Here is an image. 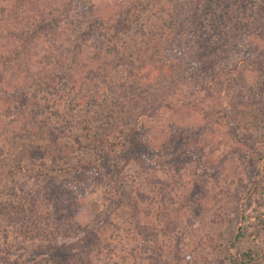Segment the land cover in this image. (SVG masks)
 <instances>
[{
  "label": "rangeland",
  "instance_id": "obj_1",
  "mask_svg": "<svg viewBox=\"0 0 264 264\" xmlns=\"http://www.w3.org/2000/svg\"><path fill=\"white\" fill-rule=\"evenodd\" d=\"M209 2L203 4L207 15L194 13L195 25L187 29L213 35L228 29L218 65L237 69L213 84L212 95L201 94L211 105L201 112L222 122L225 136H218L217 144L194 132L186 139L191 151L215 159L228 154L221 168L210 173L190 163L182 174L164 175L124 158L103 166L89 147L96 131L101 137L108 133L88 123L94 105L72 104L66 81L53 77L56 87H47L32 68L36 80L22 93L30 105L20 111V97L13 99L8 120L1 118L6 106L0 109V202L5 205L0 207V264H230L236 252L250 253L249 264H264V0ZM31 16L24 14L25 25L36 23ZM44 41L34 42L41 54ZM220 97L224 107L234 106L220 110ZM25 114L26 122L20 118ZM169 116L147 120L164 129ZM47 122L61 141L57 149L66 150L55 163L41 159ZM33 143L43 150L27 152L32 162L17 169L16 159L25 155L19 149ZM91 163L97 170L85 168ZM38 171L44 174L36 177Z\"/></svg>",
  "mask_w": 264,
  "mask_h": 264
},
{
  "label": "trees",
  "instance_id": "obj_2",
  "mask_svg": "<svg viewBox=\"0 0 264 264\" xmlns=\"http://www.w3.org/2000/svg\"><path fill=\"white\" fill-rule=\"evenodd\" d=\"M205 2L0 0V94L6 96L0 98V109L4 106L7 109V114L1 118L8 120L13 99L20 97V111L22 105H30L22 93L36 80V74L31 72L34 68L41 73L42 85L56 87L53 77L60 83L66 81L69 86L66 93L71 90L72 104L94 105L88 112L92 118L88 123L108 133L101 137L96 131L89 147L96 151L100 161H104L103 166L118 164V158H124L150 173L164 175L182 174L190 163L197 164L204 172L219 170L228 154L215 159L191 151L186 139L188 132H194L196 137L217 144L225 127L221 126L222 122L216 123L211 114L201 112L202 109L209 111L211 106L203 103L201 94L209 92L212 95L213 84L237 69L236 65L230 68L218 65L220 51L226 52L228 40L224 39L228 29L221 28L217 35L206 34L197 26L198 30L187 29L196 18L194 13L203 11L207 15ZM209 5L207 0L205 6ZM26 12L33 15L31 18L36 23L25 25ZM220 19H224V14ZM29 28L35 30L29 31ZM37 38L45 40L42 54L34 43ZM66 69H70L68 75L64 73ZM7 77L14 78L15 84L7 83ZM227 95L228 92L226 99L232 102ZM223 101L220 97V110L225 106ZM106 105L109 109L102 119ZM231 106L234 104L222 109L228 110ZM81 111L78 113L82 114ZM166 114L171 119L164 129L149 122L153 117L158 119ZM25 117L24 122L30 118L26 114L20 116ZM50 124L47 122L42 128L41 133L46 135L41 138L47 143L44 154H40L42 160L49 158L55 163L66 150L57 149L61 141L52 136ZM75 140L81 143L78 136ZM25 146L19 149L25 155L19 154L16 159L17 169H21V162H32L27 152L43 150L41 144ZM87 165V170H97L92 163ZM14 174L10 171L9 176ZM41 174L44 173L38 171L35 176ZM259 175L262 176V172ZM0 207H5L3 202ZM57 247L58 244H49L47 248ZM229 259L230 264H249L252 257L247 252H236Z\"/></svg>",
  "mask_w": 264,
  "mask_h": 264
}]
</instances>
